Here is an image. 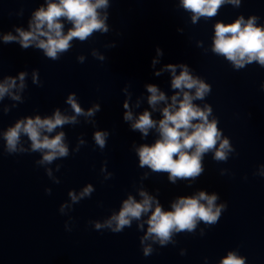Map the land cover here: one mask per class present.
Returning <instances> with one entry per match:
<instances>
[{
  "label": "water",
  "instance_id": "1",
  "mask_svg": "<svg viewBox=\"0 0 264 264\" xmlns=\"http://www.w3.org/2000/svg\"><path fill=\"white\" fill-rule=\"evenodd\" d=\"M46 3L0 0V81L16 77L19 85V74L25 73L24 88L13 89L20 99L5 95L0 100V264H219L229 251L245 257L246 264H264V66L253 61L235 68L212 50L217 22L255 15L264 25V0L225 3L215 16L196 22L181 0H109L101 10L107 12L108 31H94L85 41L74 38L57 59L34 45L23 48L18 40H3L9 32L17 35V27L27 30L32 14ZM70 27L65 21L64 31ZM170 63L186 64L211 86L194 103L211 105L209 119L217 118L233 148L226 161L206 153L199 176L174 183L169 173L140 166L136 149L155 143L156 129L144 136L124 120L125 101L134 117L150 110L154 119L162 118L165 102L152 110L147 86L157 85L170 103L179 91L171 86ZM73 93L85 111L100 108L49 134L65 133L66 157L39 163L42 153L31 150L25 135L24 151H6L3 133L17 121L51 116L57 109L73 115L67 103ZM97 130L108 133L103 148L94 140ZM89 184L92 193L73 202L69 193L78 195ZM141 190L165 210L201 190L217 193L216 204L227 207L216 223L199 221L191 232L174 233L166 245L141 243L151 213L121 232L95 228L119 212L130 195L141 200ZM148 244L152 252L145 256Z\"/></svg>",
  "mask_w": 264,
  "mask_h": 264
},
{
  "label": "clouds",
  "instance_id": "2",
  "mask_svg": "<svg viewBox=\"0 0 264 264\" xmlns=\"http://www.w3.org/2000/svg\"><path fill=\"white\" fill-rule=\"evenodd\" d=\"M240 2L241 0H181L183 7L193 13V22L202 16H215L222 4L232 3L238 6ZM108 5L109 0H47L46 6L38 8L32 14L27 30L17 27V35L9 32L2 38L5 42L18 40L23 48L34 45L43 49L47 57L57 59L71 47L74 38L85 41L94 31H108L107 12L101 11L107 9ZM257 19V16L253 15L245 20L241 15L231 23L217 22L213 52L231 61L235 68H242L253 61L264 66V25H258ZM65 21L71 23L67 32L64 31ZM80 60L82 61L83 57H80ZM166 69L172 74V88L179 90L171 96L170 103L169 98L157 85L147 86L150 93L148 103L152 110L161 102H165V106L160 109L162 118L154 119L150 110L134 117L128 102L125 101L124 108L127 111L124 120L131 121L132 129L139 130L144 136L148 135L150 129H156L159 138L155 143L143 144L136 149L139 163L141 167L147 166L156 172L169 173V180L174 183L177 178L199 176L204 171L202 160L206 153L212 152L216 161H226L233 148L229 138L218 128L217 118L209 119L212 113L211 105L201 107L194 103L197 99H204L211 86L194 76L186 64L170 63L166 65ZM18 79L19 85L16 77H7L0 81V100L5 95L12 96L14 100L20 99L13 89L24 88L25 73L21 72ZM33 80L38 82L36 73L33 74ZM67 103L73 111L71 116L57 109L51 116L27 117L9 127L3 133L6 151H24L20 141L21 136L25 135L31 141V150L42 153L39 163L50 164L59 157H66L69 149L65 143V133L60 131L55 136L49 134L65 124L76 123L80 115H94L100 108L97 104L85 111L74 93L67 97ZM107 135L108 133L102 130L94 133V140L100 148L105 146ZM261 174L264 175V166ZM92 191L93 186L89 184L78 195L75 191H71L69 195L73 202H78L81 198L89 196ZM140 196L142 199L137 200L130 195L123 201L119 212L104 222H96L95 228H110L113 232H121L126 226H131L133 219L140 220L144 214L151 213L146 221L148 228L141 238V243L152 240L166 245L174 233L185 230L191 232L199 221L206 224L216 223L227 207L226 203L216 204L217 193L208 194L204 190L192 196L179 197L167 210L147 191L141 190ZM63 208L64 205L61 206V211ZM140 227H143V222ZM143 251L145 256L149 255L152 252L151 245H146ZM219 264H246V258L236 251H229Z\"/></svg>",
  "mask_w": 264,
  "mask_h": 264
}]
</instances>
